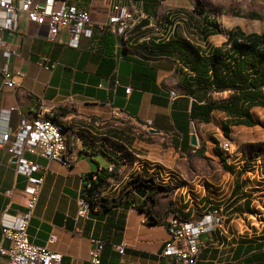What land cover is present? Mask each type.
Masks as SVG:
<instances>
[{"label":"crops","instance_id":"1","mask_svg":"<svg viewBox=\"0 0 264 264\" xmlns=\"http://www.w3.org/2000/svg\"><path fill=\"white\" fill-rule=\"evenodd\" d=\"M62 1L85 10L103 29L94 30L90 38L80 36L77 46H71L68 32L61 30L48 40L45 27L28 22L24 14L18 16L14 31L3 29L5 15L0 12V67L13 72L21 69L25 74L22 78L14 76V88L5 86L0 77V134H12L20 122L31 119L41 104L55 110V119L64 126L68 141L63 161L25 154L45 167L27 227L28 238L60 254L61 264H91L90 238L107 241L99 264H117L119 256L114 245L119 242L125 246L123 258L127 261L165 264L159 257L168 238L162 211L157 212L155 205L140 210L121 203L110 210L91 213L81 203L83 176L102 167L112 168L107 152L118 157L121 164L116 176L99 193L108 199L117 198L129 173L149 165L147 161L152 159L156 161L153 169L165 171V166L169 170L166 179L172 186L179 183L183 193L188 191L184 196L187 207L178 206L177 211L184 219L200 211L196 206L201 207L202 197L204 205V201L222 195H215L219 189L234 191L235 196L238 189L256 180V173L243 168L242 161L233 157L231 142L239 131L242 139H248L246 129L258 124L255 113L260 114L264 107L249 108L255 120L252 126L229 123L230 115L221 109H212L206 121L200 115L191 116L190 111L193 102L202 104L208 99L228 97L229 90L204 92L201 88L211 76V54L215 49L227 53L228 39L236 30L260 33L247 32L242 25L259 18V12L247 8L251 0H135L145 17L133 29L112 35L104 28L109 0ZM5 47L14 52L8 58L1 54ZM42 57L49 58L51 69L42 66ZM225 62L223 59V65ZM223 126H227L226 135ZM212 127L217 139L220 135L226 138L223 142L229 147L225 151L219 148L223 142L212 140ZM191 135L195 136L194 145L190 143ZM162 141L167 144L164 149ZM147 149L155 151L153 158L151 153L143 154ZM129 152L142 161L136 165V160L125 168ZM197 155L209 162L198 172L188 159ZM25 186L26 176L16 171L9 154L0 148L2 246L8 245L2 239V228L14 224L25 207ZM140 193L134 192L138 202L143 197ZM252 201L240 194L224 206L227 221L200 236L196 264H216L223 255L222 245L228 241L226 256L242 261L249 254L244 250L247 244L254 246L264 241V237L255 236L246 241L247 237H238L234 232L233 220L258 214Z\"/></svg>","mask_w":264,"mask_h":264},{"label":"built area","instance_id":"2","mask_svg":"<svg viewBox=\"0 0 264 264\" xmlns=\"http://www.w3.org/2000/svg\"><path fill=\"white\" fill-rule=\"evenodd\" d=\"M0 12L5 15V22L1 26L3 29L14 31L18 16L24 14L28 22L45 27L48 40H52L61 30L68 32L71 46H77L80 36L90 38L94 30L103 29L94 24L85 10L62 0H0ZM144 17L135 0H109L108 23L104 28L115 35L133 29ZM13 53L8 47L1 51L6 58ZM41 62L45 69H51L53 66L48 57H42ZM14 76L22 78L25 74L21 69L13 72L0 67V77L5 86L15 87ZM114 83L118 84L116 78ZM128 90L125 88L126 92ZM220 147L226 150L229 144L223 142ZM0 148H4L9 154L16 171L26 176L25 207L18 214L14 224L2 228V239L7 241L8 245H0V264H61L60 254L37 245L28 238L27 227L43 184L45 167L26 158L25 154H35L46 160L63 161L68 150L64 126L56 121L53 108L38 104L30 120L20 122L12 134L7 131L0 134ZM81 203L87 207L83 200ZM212 218L211 214L198 220H187L175 214L170 216L165 221L168 238L159 257L164 259L165 264H196L200 248L199 238L212 230ZM90 243L88 259L91 264H99L104 242L100 238H90ZM124 247L123 243L114 245V250L119 256L117 264H142L125 260Z\"/></svg>","mask_w":264,"mask_h":264},{"label":"trees","instance_id":"3","mask_svg":"<svg viewBox=\"0 0 264 264\" xmlns=\"http://www.w3.org/2000/svg\"><path fill=\"white\" fill-rule=\"evenodd\" d=\"M227 43L230 44L227 53L219 52L220 49H215L216 52H212V59L209 63L211 76L208 83L201 88L204 92L229 90L228 97L219 101L208 99L202 104L193 102L190 115H200L206 121L212 109H221L230 115L229 123L252 126L255 124V120L251 117L249 108L252 106L264 107L262 92V87H264V31L244 34L236 30L230 34ZM223 59L226 60L225 65L222 63ZM223 130L226 135L227 126H223ZM104 152L106 153V151ZM107 153L113 163L111 169L102 167L83 176L81 198L86 203L88 210L91 213H98L110 210L121 203L140 210L145 208L148 210L147 203L154 202L155 193L166 189V186L155 183L153 174H147V176L140 173L134 174L125 182L128 183V188H126L128 191L121 192V187L117 198L108 199L99 195L108 180L116 176V170L121 164L118 157ZM197 153L202 154L201 151H197ZM134 192L145 193L140 202L135 199ZM150 217L152 222L155 221L152 216ZM163 223L166 225L165 221ZM103 242L105 246L107 241L103 240ZM263 246L264 241H259L254 246L250 243L247 244L244 250L249 254L244 257L243 261L250 264L260 262L264 264ZM252 249L255 251L250 252Z\"/></svg>","mask_w":264,"mask_h":264},{"label":"rangeland","instance_id":"4","mask_svg":"<svg viewBox=\"0 0 264 264\" xmlns=\"http://www.w3.org/2000/svg\"><path fill=\"white\" fill-rule=\"evenodd\" d=\"M247 8H253L259 12V18H255V21H249L246 20L243 25V29L245 31H258L261 32L264 30V2H257L254 0H251L250 2H247L246 4ZM238 11L239 9L237 7ZM258 124L246 129L245 135L248 139H242L241 134L242 132H237L236 139L233 140L231 143L232 150H233V157L236 159H240L243 164V168L248 169V171L252 172V174L257 175L254 178H257L253 182H250L248 185L243 186L242 189H238V192L236 193V198H239V195L241 194V197H247L249 200L252 201V207L258 211V214L256 215H248L246 214L244 217H241L240 219L233 220V228L234 232H237L238 237H247L244 240L248 241L251 240V236H255L257 239H261L264 237V234H262V228L264 229V108L261 109V113L257 114L255 113ZM98 122L99 120L96 119ZM94 121V120H93ZM101 121V120H100ZM102 122V121H101ZM210 134L212 135V140H216L217 142H223L225 141V137L221 136L217 139L215 136L216 131L212 127L210 130ZM231 141V140H230ZM166 141H162L161 147L164 149L166 147ZM219 147V145H217ZM221 150L225 151L221 147H219ZM135 150V149H133ZM144 155L148 156V153H151V158L154 157L155 151L149 152V149L144 150ZM150 158V159H151ZM166 157L163 156V163H165ZM168 159V158H167ZM190 165L194 166V168H197V172L202 170L205 166V164H209L208 161L204 160L202 156H198L197 158H190L188 156ZM137 160L136 165L142 161V159L134 156L131 152H129V161H127V164L125 165V168L132 165L134 161ZM156 161L148 160L146 166L144 167H138L135 170L131 171L129 175L127 176V180L130 179L131 176H133L136 173H140L143 176H147V174H153L154 181L156 184H161L163 186H166V189H162L161 191H157L154 195V202L153 203H147V207L156 206L157 212H161L160 214L162 217H164V220L166 221L170 216L173 214L179 216L178 206H185L187 207L188 201L184 202V196L186 197L187 192L183 193L181 190V184L174 183L172 186L171 183L168 181V169H166L165 166H162L165 171H159L158 169H153L154 164ZM153 164V166L151 165ZM257 170V171H255ZM171 173V172H170ZM251 174V175H252ZM180 178H182L180 176ZM166 179V181H165ZM183 180V179H182ZM125 181V182H126ZM123 183L121 192L128 191V183ZM246 181H242L241 184L244 185ZM240 184V183H239ZM247 184V183H245ZM225 192V193H224ZM145 194V193H144ZM222 194L219 198H215L214 200L211 198L208 199L207 202L204 201V205L202 204V201H198L199 204H201V207L196 206V209L200 211H195L194 215L186 218L187 220H198L201 219L205 215H213L212 221L214 224L212 225V228L216 226L218 223L221 224L222 221H227V219L224 218V206L229 205L232 200L236 199L234 196V191H230L229 189L227 191L218 190L215 195ZM206 196V195H204ZM181 212V211H179ZM183 218V217H181ZM218 220V221H217ZM217 227V226H216ZM250 236V238H248ZM235 238V237H233ZM233 241V239H229ZM227 241V240H226ZM230 246V241H228V244L224 243L222 245V257L219 261H217L216 264H250L246 261L236 260L233 261L232 258L229 259V255L226 256V252H228V248ZM260 263H251V264H261Z\"/></svg>","mask_w":264,"mask_h":264},{"label":"water","instance_id":"5","mask_svg":"<svg viewBox=\"0 0 264 264\" xmlns=\"http://www.w3.org/2000/svg\"><path fill=\"white\" fill-rule=\"evenodd\" d=\"M151 132H153V133H157V131L156 130H150ZM190 143L192 144V145H194L196 142H195V136L194 135H191V137H190ZM140 195H144V192H141L140 193Z\"/></svg>","mask_w":264,"mask_h":264}]
</instances>
